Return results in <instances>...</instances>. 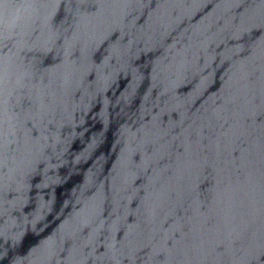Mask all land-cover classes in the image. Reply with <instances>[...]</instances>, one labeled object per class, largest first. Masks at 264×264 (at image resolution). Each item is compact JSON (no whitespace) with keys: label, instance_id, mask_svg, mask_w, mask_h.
Here are the masks:
<instances>
[{"label":"water","instance_id":"obj_1","mask_svg":"<svg viewBox=\"0 0 264 264\" xmlns=\"http://www.w3.org/2000/svg\"><path fill=\"white\" fill-rule=\"evenodd\" d=\"M0 264H264V0H0Z\"/></svg>","mask_w":264,"mask_h":264}]
</instances>
